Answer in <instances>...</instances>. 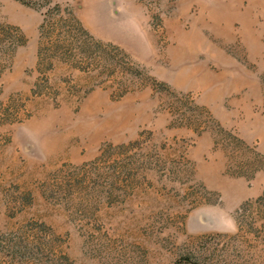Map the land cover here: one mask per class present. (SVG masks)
<instances>
[{"label":"rangeland","instance_id":"1","mask_svg":"<svg viewBox=\"0 0 264 264\" xmlns=\"http://www.w3.org/2000/svg\"><path fill=\"white\" fill-rule=\"evenodd\" d=\"M0 264H264V0H0Z\"/></svg>","mask_w":264,"mask_h":264}]
</instances>
